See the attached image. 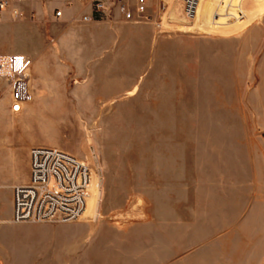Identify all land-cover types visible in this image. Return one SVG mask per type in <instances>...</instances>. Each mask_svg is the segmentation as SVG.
<instances>
[{
	"label": "rangeland",
	"instance_id": "rangeland-1",
	"mask_svg": "<svg viewBox=\"0 0 264 264\" xmlns=\"http://www.w3.org/2000/svg\"><path fill=\"white\" fill-rule=\"evenodd\" d=\"M3 1L0 55L31 60L33 98L11 114L0 80V264H264L263 0L76 24ZM33 147L97 170L86 224L9 222Z\"/></svg>",
	"mask_w": 264,
	"mask_h": 264
},
{
	"label": "built area",
	"instance_id": "built-area-1",
	"mask_svg": "<svg viewBox=\"0 0 264 264\" xmlns=\"http://www.w3.org/2000/svg\"><path fill=\"white\" fill-rule=\"evenodd\" d=\"M22 1V0H19ZM42 5L55 0H32ZM182 3L186 20L194 21L200 0H178ZM63 9L75 5L81 7V15L64 18V10L51 9L54 21L65 24L91 23L110 16L116 10L124 21L135 17L144 18L146 0H136L131 12L125 0H60ZM8 8V2L0 0V12ZM15 18L20 17L13 10ZM242 19L239 10L234 16ZM31 60L23 54L0 55V80L6 85L9 101L8 111L18 114L32 101ZM99 190L97 170L87 160L60 148L33 147L29 151V180L25 185L12 189V218L14 224H75L82 222L94 187ZM98 199V197H97Z\"/></svg>",
	"mask_w": 264,
	"mask_h": 264
},
{
	"label": "crops",
	"instance_id": "crops-1",
	"mask_svg": "<svg viewBox=\"0 0 264 264\" xmlns=\"http://www.w3.org/2000/svg\"><path fill=\"white\" fill-rule=\"evenodd\" d=\"M58 2H60V0H57ZM33 2V9L34 10H36V12L38 13V14H40V15H42L43 13H42V10H41V6H42V4H40V3H38V2H35V1H32ZM60 4H61V2H60ZM263 4H264V0H263ZM47 5V8L49 7L48 6V4H46ZM45 5V6H46ZM62 5V4H61ZM56 7H58V8H60L61 9V7L60 6H56ZM263 7H264V5L262 6V8L261 9H263ZM51 9L52 8H48V12H46V13H51ZM63 9V8H62ZM64 10V18L65 19H67V18H69L70 17V15H74V14H78V13H80L81 12V7L79 6V5H75V6H73V8H71V9H63ZM261 11V10H260ZM259 12V11H258ZM245 13V12H244ZM250 16L252 17L253 15L250 13ZM248 18L249 17H247V18H243L240 22H237V24H236V26H237V28L239 27V28H242V27H248L251 23H252V18H250L249 20H248ZM235 26V27H236ZM11 54H21V52H13V53H11ZM10 55V54H9ZM33 78V77H32ZM32 81H33V79H32ZM57 148H63V147H57ZM83 223H85L86 224V220H83L82 222H79V223H75V224H83ZM259 254H261V256L259 257V259L261 258V260H264V252H262V253H259Z\"/></svg>",
	"mask_w": 264,
	"mask_h": 264
},
{
	"label": "bare ground",
	"instance_id": "bare-ground-1",
	"mask_svg": "<svg viewBox=\"0 0 264 264\" xmlns=\"http://www.w3.org/2000/svg\"><path fill=\"white\" fill-rule=\"evenodd\" d=\"M86 212H87V209H86V211H85V214H86ZM85 214H84V216H85Z\"/></svg>",
	"mask_w": 264,
	"mask_h": 264
}]
</instances>
